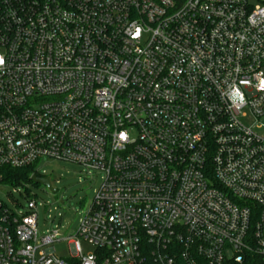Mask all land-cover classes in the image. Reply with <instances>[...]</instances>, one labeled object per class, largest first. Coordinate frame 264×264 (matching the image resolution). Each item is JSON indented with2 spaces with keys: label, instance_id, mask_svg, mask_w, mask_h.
I'll return each instance as SVG.
<instances>
[{
  "label": "built area",
  "instance_id": "built-area-1",
  "mask_svg": "<svg viewBox=\"0 0 264 264\" xmlns=\"http://www.w3.org/2000/svg\"><path fill=\"white\" fill-rule=\"evenodd\" d=\"M42 159L102 184L69 259L0 200V264H264V0H0V187Z\"/></svg>",
  "mask_w": 264,
  "mask_h": 264
},
{
  "label": "rangeland",
  "instance_id": "rangeland-1",
  "mask_svg": "<svg viewBox=\"0 0 264 264\" xmlns=\"http://www.w3.org/2000/svg\"><path fill=\"white\" fill-rule=\"evenodd\" d=\"M252 124V119L245 121L247 127ZM34 170L40 177L49 178L54 193L43 185L23 183L16 187H0V200L9 207L21 205L16 212L23 213L24 209L21 207L25 208L26 202L22 196H32L37 206L38 237L57 231V242L50 245L48 250L52 249L58 258L69 259V244L100 189L103 175L75 164L48 159L38 161ZM80 247L83 254L94 252L93 247L82 241Z\"/></svg>",
  "mask_w": 264,
  "mask_h": 264
},
{
  "label": "trees",
  "instance_id": "trees-1",
  "mask_svg": "<svg viewBox=\"0 0 264 264\" xmlns=\"http://www.w3.org/2000/svg\"><path fill=\"white\" fill-rule=\"evenodd\" d=\"M33 172L31 168L23 170H6L4 172V184L11 187L19 186L23 183H32L30 181V174Z\"/></svg>",
  "mask_w": 264,
  "mask_h": 264
},
{
  "label": "water",
  "instance_id": "water-1",
  "mask_svg": "<svg viewBox=\"0 0 264 264\" xmlns=\"http://www.w3.org/2000/svg\"><path fill=\"white\" fill-rule=\"evenodd\" d=\"M30 181L33 183V184H36V185H43V186H46L48 188V190L51 192V193H54L55 191L51 188V185H50V181H49V178H37L35 176H32L30 178Z\"/></svg>",
  "mask_w": 264,
  "mask_h": 264
}]
</instances>
